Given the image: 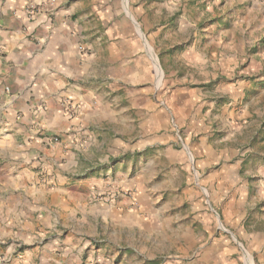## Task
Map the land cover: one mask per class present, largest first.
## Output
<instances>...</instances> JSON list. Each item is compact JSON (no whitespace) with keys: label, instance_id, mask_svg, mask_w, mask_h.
I'll return each instance as SVG.
<instances>
[{"label":"rangeland","instance_id":"1","mask_svg":"<svg viewBox=\"0 0 264 264\" xmlns=\"http://www.w3.org/2000/svg\"><path fill=\"white\" fill-rule=\"evenodd\" d=\"M83 2L67 19L84 27L85 60L101 39L93 88L110 124L93 127L92 153L98 178L112 169L115 183L96 200L127 199L134 216L95 237V257L107 246L100 264H246V253L264 264V0H101L98 31L88 14L79 21L91 11ZM56 5H31L32 15ZM113 25L130 40L115 88Z\"/></svg>","mask_w":264,"mask_h":264},{"label":"crops","instance_id":"2","mask_svg":"<svg viewBox=\"0 0 264 264\" xmlns=\"http://www.w3.org/2000/svg\"><path fill=\"white\" fill-rule=\"evenodd\" d=\"M66 1L56 0L53 15L41 10L33 16L31 5L45 6L48 0H0V264L109 263L101 254L107 246L95 257V237L131 226L134 217L127 199L96 200L115 187L112 169L108 179L98 178L102 171L92 153L101 136L93 127L100 124L106 131L110 124L93 88L92 62L101 39L92 42L95 55L85 60L84 27L67 19L84 11V2L67 4L72 9L65 11ZM99 2L89 0L91 11L78 17L94 18L96 31ZM124 26L113 25L106 39L114 88L121 77L117 68H126L116 60L130 53ZM139 92L146 106L145 87ZM115 172L117 179L121 173Z\"/></svg>","mask_w":264,"mask_h":264},{"label":"bare ground","instance_id":"3","mask_svg":"<svg viewBox=\"0 0 264 264\" xmlns=\"http://www.w3.org/2000/svg\"><path fill=\"white\" fill-rule=\"evenodd\" d=\"M150 54L152 55L153 60L155 61V64L157 67V60H156V57H155V55L151 49H150ZM157 69L159 71V68H157ZM245 260H246V264H254V260H253L252 256L249 255L248 253L245 254Z\"/></svg>","mask_w":264,"mask_h":264},{"label":"built area","instance_id":"4","mask_svg":"<svg viewBox=\"0 0 264 264\" xmlns=\"http://www.w3.org/2000/svg\"><path fill=\"white\" fill-rule=\"evenodd\" d=\"M53 142H54V143H57V142H58V140H57V139H54V140H53Z\"/></svg>","mask_w":264,"mask_h":264}]
</instances>
